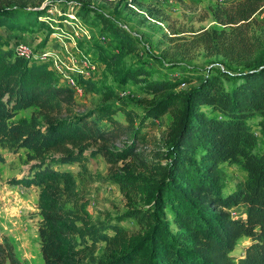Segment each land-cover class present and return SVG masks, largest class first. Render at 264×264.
<instances>
[{
  "label": "trees",
  "instance_id": "obj_1",
  "mask_svg": "<svg viewBox=\"0 0 264 264\" xmlns=\"http://www.w3.org/2000/svg\"><path fill=\"white\" fill-rule=\"evenodd\" d=\"M111 1L119 6L125 0ZM263 1L216 7L213 16L223 28L195 39L210 55L242 71L213 66L166 79L153 78L143 67L125 70L122 80L141 84L151 97L143 100L141 115L111 90L102 93V104L82 112L74 91L59 82L47 62L16 55L0 36V149L27 166L8 184L38 191L43 264H264V146L259 147L250 125L256 120L264 138V43H249L242 31ZM28 2L0 0V28H40V18L57 3ZM91 13V22L126 43V33L85 0L67 5L58 20L72 14L88 23ZM115 59L104 58L107 63ZM180 85L187 87L178 90ZM26 111L28 117L22 115ZM165 115L170 123L157 156L165 163L151 167L142 153L147 144L142 130ZM97 157L107 164L125 201L126 211L111 221L87 218L76 180L64 168H85ZM227 166L243 173L230 189L224 185ZM235 209L240 213L231 215ZM127 220L135 224L134 232L121 224ZM241 239L248 244L236 255ZM0 264H23L4 237Z\"/></svg>",
  "mask_w": 264,
  "mask_h": 264
},
{
  "label": "rangeland",
  "instance_id": "obj_2",
  "mask_svg": "<svg viewBox=\"0 0 264 264\" xmlns=\"http://www.w3.org/2000/svg\"><path fill=\"white\" fill-rule=\"evenodd\" d=\"M26 1H29V6L39 3V0ZM54 1L57 2L56 6L40 18V28L28 31L0 28V36L5 47H27L31 60L44 56L61 84L68 87L67 82L77 83L79 91L74 96L82 112L102 104V93L111 90L121 103H126L141 115L143 100L151 97L143 94L141 84L122 80V74L129 68L143 67L152 72L153 78L166 79H180L213 66H223L233 72L243 70L234 62L210 55L203 45H197L195 39L204 32L223 28L213 16L216 7L230 8L244 0H137L135 3L125 0L119 6H115L111 0H85L96 12L108 17L114 27L126 33V43L104 31L100 24L91 22L94 13L89 14L91 20L88 23L72 14L67 15L66 20L59 21L61 10L75 0H69L67 4L60 3L65 0ZM45 3L47 1L43 5ZM157 11L160 16L156 14ZM243 25L242 29L245 30L242 31L249 43L255 39L264 43V1ZM110 56L116 59L107 63L104 58ZM83 81H89L91 86ZM192 85L194 83L189 86ZM186 87L180 85L178 90ZM29 113L26 111L22 115L28 117ZM116 118L123 126L127 125L121 114H117ZM169 123L170 116L165 115L142 130L147 135V144L142 148V153L151 167L165 163L160 162L157 156L163 152L161 142ZM250 125L262 148L264 138L257 121L251 120ZM116 148L120 149L121 146L117 145ZM0 156L3 158L0 163V243L3 237L6 238L23 264H43L37 237L40 219L36 209L38 191L35 187L10 186L8 181L20 177L27 166L23 165L22 158L18 159L1 149ZM64 168L76 180L77 192L82 198L80 204L89 220L111 221L126 211L119 187L111 182L109 168L101 157L90 159L85 168L78 164ZM223 171L226 189L243 179V173L236 166H227ZM239 213L238 209L231 211V215ZM121 224L130 231L136 230L132 221ZM246 244L248 241L241 239L234 254H242ZM101 252L102 247L97 255L101 256Z\"/></svg>",
  "mask_w": 264,
  "mask_h": 264
},
{
  "label": "built area",
  "instance_id": "obj_3",
  "mask_svg": "<svg viewBox=\"0 0 264 264\" xmlns=\"http://www.w3.org/2000/svg\"><path fill=\"white\" fill-rule=\"evenodd\" d=\"M14 53L20 57L25 58L26 60H31L30 59V56H31L30 50L23 45H17L14 48ZM33 61H42V62L44 61V62H46V59H44V56H43L40 59H34ZM67 83H68V87L71 88L74 91V93L79 91V85L77 83H75L73 81H70Z\"/></svg>",
  "mask_w": 264,
  "mask_h": 264
}]
</instances>
